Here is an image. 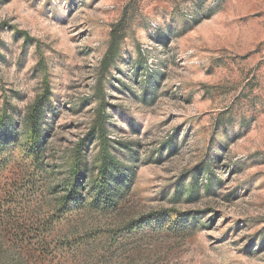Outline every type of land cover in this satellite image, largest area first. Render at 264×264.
Listing matches in <instances>:
<instances>
[{
    "label": "rangeland",
    "instance_id": "1",
    "mask_svg": "<svg viewBox=\"0 0 264 264\" xmlns=\"http://www.w3.org/2000/svg\"><path fill=\"white\" fill-rule=\"evenodd\" d=\"M2 132L0 264H264V0H0Z\"/></svg>",
    "mask_w": 264,
    "mask_h": 264
},
{
    "label": "trees",
    "instance_id": "2",
    "mask_svg": "<svg viewBox=\"0 0 264 264\" xmlns=\"http://www.w3.org/2000/svg\"><path fill=\"white\" fill-rule=\"evenodd\" d=\"M121 25V21H119L116 25L113 26L110 32L111 42L107 48V51L102 61L103 69H106L117 55L118 44L121 39V37L119 36ZM27 118V121L30 120V125L34 129L33 132L37 133L35 129L39 126L40 120L42 118L41 105L39 104V106L35 107L33 112L29 114ZM96 129H93L91 133H95ZM98 136L102 140L99 153L100 165L98 167V177L95 181L90 183V190L93 194L95 193L94 200L96 204L98 203L97 206L99 205V203H101L103 204V207L101 208L106 209L109 208L112 202H114V191L117 179L113 177V174L116 170L117 163L115 161V158L109 153V146L107 145V141L105 140L106 136L103 133H98ZM5 138L6 135L2 132V137H0V141L4 140ZM40 144L41 143L39 136L35 137L33 141V146L36 150L40 148ZM80 145H82V143ZM79 148L81 150V146ZM37 152H39V150ZM81 180L82 178H80V172L77 171L75 175H73V177L70 179L71 189L68 193L67 199L72 200L74 196H77L81 193V191L83 190V184L81 183Z\"/></svg>",
    "mask_w": 264,
    "mask_h": 264
}]
</instances>
